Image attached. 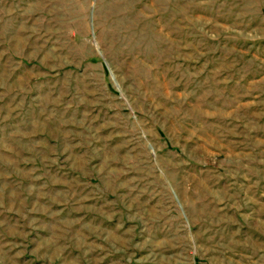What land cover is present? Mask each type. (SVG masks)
<instances>
[{
	"label": "rangeland",
	"instance_id": "obj_1",
	"mask_svg": "<svg viewBox=\"0 0 264 264\" xmlns=\"http://www.w3.org/2000/svg\"><path fill=\"white\" fill-rule=\"evenodd\" d=\"M0 264H264V0H0Z\"/></svg>",
	"mask_w": 264,
	"mask_h": 264
}]
</instances>
